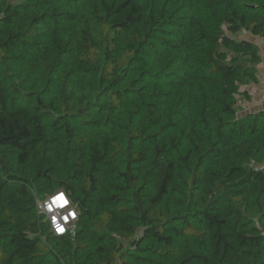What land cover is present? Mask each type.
<instances>
[{
	"label": "trees",
	"instance_id": "1",
	"mask_svg": "<svg viewBox=\"0 0 264 264\" xmlns=\"http://www.w3.org/2000/svg\"><path fill=\"white\" fill-rule=\"evenodd\" d=\"M248 35L264 0H0V264H264Z\"/></svg>",
	"mask_w": 264,
	"mask_h": 264
},
{
	"label": "built area",
	"instance_id": "2",
	"mask_svg": "<svg viewBox=\"0 0 264 264\" xmlns=\"http://www.w3.org/2000/svg\"><path fill=\"white\" fill-rule=\"evenodd\" d=\"M257 80L260 85L264 82V72L258 73ZM248 103L264 105V99L257 100V98L252 95ZM248 103H245L242 100L237 102L238 106L245 108L244 110H248L250 108ZM58 197H62V200L57 199ZM37 208L38 211L45 215L51 231H53L56 236H66L70 232L75 231V223L78 220V212L75 210L71 199L64 191H55L46 198L42 200L39 199L37 201Z\"/></svg>",
	"mask_w": 264,
	"mask_h": 264
},
{
	"label": "crops",
	"instance_id": "3",
	"mask_svg": "<svg viewBox=\"0 0 264 264\" xmlns=\"http://www.w3.org/2000/svg\"><path fill=\"white\" fill-rule=\"evenodd\" d=\"M249 37V36H248ZM251 39H253L260 47V53H261V57H262V63L259 65L258 70L259 72H264V43L263 41H261L258 38H254L251 37ZM248 92H253L254 96H256V98L258 100L260 99H264V82L261 85H249V88H247ZM264 109V105L261 106H255V104H253V106H251L250 111L251 112H256V111H260ZM249 111V112H250Z\"/></svg>",
	"mask_w": 264,
	"mask_h": 264
},
{
	"label": "snow or ice",
	"instance_id": "4",
	"mask_svg": "<svg viewBox=\"0 0 264 264\" xmlns=\"http://www.w3.org/2000/svg\"><path fill=\"white\" fill-rule=\"evenodd\" d=\"M57 199H61L62 200V197H58ZM61 231H62V229H61Z\"/></svg>",
	"mask_w": 264,
	"mask_h": 264
},
{
	"label": "rangeland",
	"instance_id": "5",
	"mask_svg": "<svg viewBox=\"0 0 264 264\" xmlns=\"http://www.w3.org/2000/svg\"><path fill=\"white\" fill-rule=\"evenodd\" d=\"M248 36H251V35H248Z\"/></svg>",
	"mask_w": 264,
	"mask_h": 264
}]
</instances>
